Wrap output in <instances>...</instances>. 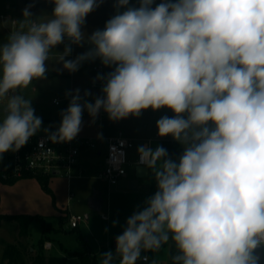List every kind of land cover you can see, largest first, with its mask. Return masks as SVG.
Here are the masks:
<instances>
[{"label":"clouds","instance_id":"1","mask_svg":"<svg viewBox=\"0 0 264 264\" xmlns=\"http://www.w3.org/2000/svg\"><path fill=\"white\" fill-rule=\"evenodd\" d=\"M50 14L22 9L18 28L0 43V160L43 131L53 144L73 141L84 112L112 122L167 109L157 135L183 148H137V171L156 191L138 205L99 264H260L264 249V0H115V14L90 34L86 18L104 0H47ZM63 51H57L59 45ZM87 51L67 59L73 46ZM86 62L101 94L68 91L59 126L43 128L21 90ZM118 221L113 222L115 226ZM146 253H152L149 261Z\"/></svg>","mask_w":264,"mask_h":264},{"label":"rangeland","instance_id":"2","mask_svg":"<svg viewBox=\"0 0 264 264\" xmlns=\"http://www.w3.org/2000/svg\"><path fill=\"white\" fill-rule=\"evenodd\" d=\"M13 1L16 0H0V15H9L5 5ZM114 2L115 0H104L99 8L88 15L85 25L87 33L103 29L105 22L115 14ZM131 2L136 3V0H131ZM156 2L159 3V0ZM3 22L5 20L0 19V25H3ZM7 37L8 34L5 37L0 36V43L5 42ZM87 49L86 47L82 51L85 52ZM74 58L67 57V59ZM97 62L99 60L86 62L75 73L48 71L46 80L34 81L27 89L21 90L26 98H32V107L35 109V114L42 118L43 128H52V123H60V113L68 107L70 99V97L66 98V92L80 89L83 96L84 91L88 90L92 94L88 97L89 100L101 94L100 88L93 89L90 86V81L92 82L97 76L93 71V65ZM111 70L104 67L103 73L106 74ZM33 88H36V91ZM54 98L59 99L61 105H56L53 102ZM103 115L101 122H99V116L93 122L87 112H84L82 129L78 135H89L100 124L105 123L108 128L114 130L112 133L121 130L125 135L135 139L136 148L129 153L132 157H136L141 140L157 135L156 121L163 115L172 116L173 113L167 109L157 112L149 109L144 111L139 118L129 117L119 122H112L105 113ZM37 135H45V133L41 131ZM168 137H159L158 141L153 142L152 148L161 145L162 141ZM99 146L103 151L102 157H98L95 152H90L85 157L96 171L102 168L106 153L104 143L99 142ZM10 154L11 152L5 153L3 159L0 160V172L9 163L7 157ZM127 172L131 179L135 177L134 166H127ZM14 180L16 181L4 182L0 179V214L27 215L34 218L29 224V237L20 234L15 220L0 221V264H8V261L3 258L7 245H13L20 251L23 261L18 264H38L35 260L38 252L46 256L45 264H51L50 257L65 258L66 264H78L79 254L84 252L96 257L99 261L100 253L115 250L113 247L115 237L122 232L126 219L138 205L142 206L144 200L154 194L156 185L150 174L146 179L139 181V188L136 190H120L118 187H110L103 180H75L72 182L75 196L69 203L67 200L68 184L62 176H50L47 181L48 188H45L42 181L35 177ZM94 189H99L103 193L104 204L100 212L90 209L88 204ZM73 215L83 217V221L76 229L70 227V218ZM103 215H106L107 219H103ZM63 220L65 223L60 229ZM114 221H118L115 226H113ZM48 242L51 243V248L47 246ZM169 251L170 246L166 245L155 255L158 264H168ZM146 255L151 261L153 254L146 253ZM138 264H143V262H138Z\"/></svg>","mask_w":264,"mask_h":264},{"label":"built area","instance_id":"3","mask_svg":"<svg viewBox=\"0 0 264 264\" xmlns=\"http://www.w3.org/2000/svg\"><path fill=\"white\" fill-rule=\"evenodd\" d=\"M4 16L1 15V18ZM13 26H17V21L14 20ZM88 46V45H87ZM104 66L97 62L93 66V71L103 73ZM94 81V80H93ZM91 82L93 89H101L100 82ZM56 105H61L59 99H54ZM104 113L100 114L99 119ZM159 136L149 138L147 145L152 147L153 142L158 141ZM99 142H103L106 147L104 156V164L102 169L97 174L99 180L105 181L110 187H118L121 181L128 179L129 173L127 166L132 165L138 167V154L132 157L131 150L135 148V142L132 138L126 136L123 132H118L107 137H88L77 135V137L67 143L53 144L47 141L45 135H35L29 142L18 152L12 153L7 157L9 163L1 170L0 175L4 180L22 179L24 177H50L57 171L60 176H63L68 182L76 178L88 177L87 170L82 166V159L90 152L103 155V151L99 146ZM74 198V193L69 187L68 202L71 203ZM107 219L106 215L102 216ZM83 221L80 215H73L70 218V227L78 228ZM47 246H50L48 243ZM263 263H264V249Z\"/></svg>","mask_w":264,"mask_h":264},{"label":"crops","instance_id":"4","mask_svg":"<svg viewBox=\"0 0 264 264\" xmlns=\"http://www.w3.org/2000/svg\"><path fill=\"white\" fill-rule=\"evenodd\" d=\"M32 0H16V1H13L12 3H7L5 5V8L8 10V14L9 15H6L4 14L3 18H1V15H0V19L1 20H5V22H3L2 24L3 25H0V36L2 37H5L6 34H10L11 32L15 31L17 28H18V25H19V20L22 19V9L25 8L26 5H28L29 3H31ZM12 10V12H11ZM52 11V5L47 3V0H40V1H37L35 0V6L32 8V12L35 13L36 15H40L42 13H48L50 14ZM10 14L11 15V18H10ZM16 20L18 23H17V26L14 27L13 26V21ZM5 35V36H4ZM86 47L88 48L87 45H85L84 47H76V46H73V52L71 54V57L74 58L75 56H77L78 54H81L83 53V49H86ZM63 48H64V45H59L58 48L56 49L57 51H60L62 52L63 51ZM56 63V55L54 54L53 57L50 59L49 61V72H56V70L60 69L62 66L60 64H55ZM96 64V63H95ZM94 64V65H95ZM93 65V66H94ZM56 75V74H55ZM91 83V81H90ZM91 86V85H90ZM34 91H36V88H33ZM56 99V98H54ZM53 99V100H54ZM70 100V99H69ZM68 100V101H69ZM65 109V108H64ZM103 112V111H102ZM100 117V116H99ZM98 117V119H99ZM103 119V117H101V119H99V122H101ZM60 123H52V128L51 130L54 131L58 126H59ZM114 131L113 129H111L110 127L108 128L106 126L105 123H103L102 125L100 124L99 127H97L95 129V131H93L92 133H90L89 135H81V136H88V137H93V138H98V137H107V136H110V135H114L118 132H122L121 130L117 131V132H113ZM127 136V135H126ZM129 137V136H128ZM131 138V137H130ZM133 139V138H132ZM149 139V138H148ZM148 139H143L141 140V143L140 145H147V141ZM134 142H135V139H133ZM136 145V143H135ZM136 148V146H135ZM183 151V148L181 150V153ZM98 157L99 154H96ZM87 155H85L86 157ZM85 157H83L82 159V166L87 170V173H88V177H84V178H76V179H73L72 181L68 182V180H66V183L68 184V187H67V200H68V190H69V187L71 188V190L73 191L74 193V196H75V190L73 189L72 187V182L75 181V180H99L97 178V174L99 173L100 170L96 171V169H94L90 163H88L87 159H85ZM104 164V162H103ZM103 164H102V167H103ZM56 176V175H54ZM60 176V175H59ZM149 176V174H148ZM63 177V176H62ZM48 180H49V177H47ZM64 178V177H63ZM131 179L130 176L128 177V180ZM94 187V185H93ZM119 188V186H118ZM139 188V182H138V187L137 189ZM120 189V188H119ZM99 190V189H98ZM126 190H129V189H126ZM102 194V197H103V193L101 192ZM92 196V195H91ZM90 196V197H91ZM89 197V198H90ZM104 204V203H103ZM103 208V206H102ZM69 211V210H68ZM50 243V242H48ZM115 247V245L113 246ZM50 248H51V243H50Z\"/></svg>","mask_w":264,"mask_h":264},{"label":"trees","instance_id":"5","mask_svg":"<svg viewBox=\"0 0 264 264\" xmlns=\"http://www.w3.org/2000/svg\"><path fill=\"white\" fill-rule=\"evenodd\" d=\"M161 145L168 150V153L173 158H178L179 155L181 154L182 146L170 137L165 138L162 141ZM31 177H33V176H28V177H24V178H31ZM35 178L42 181L43 186L45 188H48L47 177L39 176V177H35ZM0 179L4 182L16 181V180H4V179H2L1 175H0ZM155 191H156V185L154 187V192ZM33 218L34 217H30L27 215H4V214H0V221L3 219L15 220L18 224L20 234L22 236H26V237L27 236L29 237L28 228H29V224L33 220ZM66 218L67 217H65V219ZM64 223H65V221L63 220V222L61 223L60 229L63 228ZM43 227H44V225H43ZM74 229H76V228H74ZM174 252H175L174 247H170L169 257H170V255L174 254ZM3 258H4V260L8 261V264H18L19 262L22 263V261H23L22 256L20 254V251L18 250L17 247H15L13 245H7L6 246L4 253H3ZM50 258H51L50 259L51 264H57V263L66 264L65 258H59V257H50ZM45 259H46V256L43 253L38 252L35 260L37 261L38 264H45ZM78 264H99V261H97L96 257L90 255L87 252H84V253L79 254V263Z\"/></svg>","mask_w":264,"mask_h":264},{"label":"water","instance_id":"6","mask_svg":"<svg viewBox=\"0 0 264 264\" xmlns=\"http://www.w3.org/2000/svg\"><path fill=\"white\" fill-rule=\"evenodd\" d=\"M63 110H65V109H63ZM138 167L135 168V177L133 179H129V180L125 179V180L121 181V183L119 185L120 190H126V189L136 190L138 187V182L140 180L146 179L148 177V174L139 173L137 171ZM54 175H59V173L57 171H55ZM103 203H104V199L102 197L101 191L98 189H94L93 194L89 198V201H88L90 209L100 212L102 210ZM258 254L261 257L260 264H263L262 249L258 250Z\"/></svg>","mask_w":264,"mask_h":264}]
</instances>
